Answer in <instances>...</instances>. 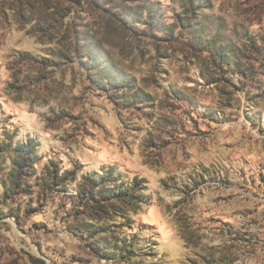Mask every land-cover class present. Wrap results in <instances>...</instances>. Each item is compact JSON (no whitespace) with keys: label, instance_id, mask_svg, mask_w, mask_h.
Instances as JSON below:
<instances>
[{"label":"rangeland","instance_id":"1","mask_svg":"<svg viewBox=\"0 0 264 264\" xmlns=\"http://www.w3.org/2000/svg\"><path fill=\"white\" fill-rule=\"evenodd\" d=\"M0 106L38 158L11 196L0 156V264H264V0H0ZM109 168L146 188L105 253L70 196Z\"/></svg>","mask_w":264,"mask_h":264},{"label":"trees","instance_id":"2","mask_svg":"<svg viewBox=\"0 0 264 264\" xmlns=\"http://www.w3.org/2000/svg\"><path fill=\"white\" fill-rule=\"evenodd\" d=\"M149 18L150 21L148 24L151 26V16ZM85 55L87 56V53H85ZM87 57H89V55ZM95 70L96 68L94 71ZM116 83L117 84L114 86L126 88L124 87V81H116ZM128 89H131V87L128 86ZM132 96L135 103H138L136 98L141 97L142 93L135 92ZM12 139L11 136L6 137L0 146V156H3L7 152H15L19 157L14 165L13 173L10 174L11 187L8 192L11 196L17 195L20 190L21 192H25L28 187H30L28 183H26V178L29 171L32 172L33 170L34 172L33 167L38 162L35 153L36 145L32 139H28L25 144L15 145L14 147H12ZM51 164L52 166L47 168V172L44 178H42L44 181L41 185L44 189L46 187L52 190L66 188L69 184L75 182V170L66 171L59 176L58 167L54 165L53 162ZM145 188L142 179L134 178L130 183L121 181L120 178L115 175L114 168H109L102 173L92 172L82 178L76 194L71 195L70 199H72V203L76 207L74 209L75 218L79 225L77 229L90 246L94 244V250L109 253L110 249L108 241L103 238L108 229H102V227L97 225H99L100 222L106 224L107 220L110 219L112 215L121 213V211L126 208L136 209L139 203L145 200L142 192ZM89 221H94L97 225H91ZM122 251L125 252L122 253L124 262L129 263L131 261V255L135 253L134 245L129 242L125 247H122ZM35 264H44V262L35 260Z\"/></svg>","mask_w":264,"mask_h":264}]
</instances>
